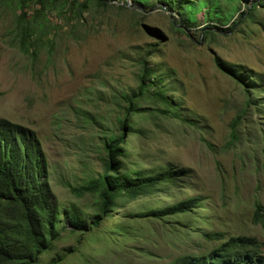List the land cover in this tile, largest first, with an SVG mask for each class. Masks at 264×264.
I'll return each instance as SVG.
<instances>
[{"label":"rangeland","instance_id":"obj_1","mask_svg":"<svg viewBox=\"0 0 264 264\" xmlns=\"http://www.w3.org/2000/svg\"><path fill=\"white\" fill-rule=\"evenodd\" d=\"M58 1L39 21L45 28L37 25L42 31L35 55L19 46V11L0 4V117L36 132L62 209L94 213L97 198L77 197L71 187L104 170L103 140L119 134L117 102L138 90L144 60L171 82L170 93L197 122L153 110L135 115L142 133H126L129 168L172 164L185 171L176 174L174 184L121 201L99 227L77 235L64 232L56 251L71 253L62 264H167L215 246L204 231L255 238L264 253V208L255 214L257 202L264 207V105L253 104L249 87L217 63L249 69L264 90V8H258L255 22L216 30L206 41L198 39L200 30L194 39L178 31L174 14L159 5L148 9L143 1L120 0L101 7L92 0L84 10L85 0H75L78 7L70 10L73 0ZM198 19L199 27L207 24L203 11ZM259 97L264 100V93ZM137 103L162 107L152 97ZM235 120L240 140L227 147ZM193 195L205 197L196 212L163 220L137 215ZM61 225L70 227L67 217Z\"/></svg>","mask_w":264,"mask_h":264},{"label":"trees","instance_id":"obj_2","mask_svg":"<svg viewBox=\"0 0 264 264\" xmlns=\"http://www.w3.org/2000/svg\"><path fill=\"white\" fill-rule=\"evenodd\" d=\"M99 6L107 7L109 1L95 0ZM128 5V0H122ZM139 1L148 9L156 5L174 14V23L178 31L194 39V31L200 30L198 39L209 40L219 31H231L237 24L245 21L255 22L257 10L264 8V0H149ZM92 0L82 2L88 9ZM246 2V10L242 11ZM1 5L14 7L18 28L19 46L25 53L35 55L41 40V31L37 29L44 14L58 7V0H0ZM66 4H62L63 9ZM78 7L75 0L70 2V10ZM15 11V10H14ZM83 11V10H82ZM203 11L205 26L199 27L198 13ZM15 13V12H14ZM237 16L236 19H234ZM234 21L231 23V21ZM231 23L228 27H223ZM45 28V27H44ZM43 28V29H44ZM36 38L35 40H33ZM33 50L31 51V49ZM142 63L138 90L124 94L123 102H117L120 115L117 117L119 134L113 133L103 140L105 150L104 170L85 183L71 187L77 197L87 194L97 198L94 213L89 215L79 209H62L50 183L48 162L40 139L36 132L27 126L0 117V264H62L71 253L69 248L56 251L57 243L64 232L73 235L91 231L100 226L102 220L117 208L120 202L132 201L149 195L159 185L174 184L176 174L185 169H175L167 164L158 170L148 168L130 169L125 162L127 157L126 133H142L134 121L135 115L157 111L197 125V122L185 114V107L179 98L171 94V82L160 73L159 68ZM219 66L232 74L238 82L247 85V91L253 92L250 101L262 107L264 93L260 79L250 74L242 66H230L217 59ZM174 90V88H173ZM250 95V94H249ZM152 97L161 103V108L140 107L137 100ZM125 102V103H124ZM145 117V116H144ZM227 147L240 140L239 123L235 120ZM213 146L212 143H208ZM205 197L193 195L173 204L151 208L139 212L140 218L163 220L182 213L196 212L203 206ZM263 205L257 202L255 214L260 215ZM67 217L70 227L62 226V217ZM202 236L216 241L215 246L198 253L184 254L167 264H264V253L255 238L245 235L225 236L219 231H204ZM81 236H79L80 238Z\"/></svg>","mask_w":264,"mask_h":264},{"label":"water","instance_id":"obj_3","mask_svg":"<svg viewBox=\"0 0 264 264\" xmlns=\"http://www.w3.org/2000/svg\"><path fill=\"white\" fill-rule=\"evenodd\" d=\"M129 1V0H128Z\"/></svg>","mask_w":264,"mask_h":264}]
</instances>
